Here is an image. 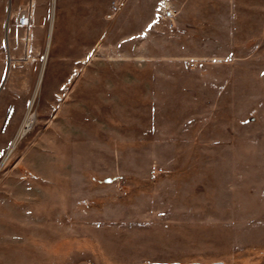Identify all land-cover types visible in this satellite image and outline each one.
Listing matches in <instances>:
<instances>
[{
  "label": "rangeland",
  "instance_id": "obj_1",
  "mask_svg": "<svg viewBox=\"0 0 264 264\" xmlns=\"http://www.w3.org/2000/svg\"><path fill=\"white\" fill-rule=\"evenodd\" d=\"M112 1L57 0L0 169V264H264V0L236 4L232 58L216 28L178 35L175 0ZM25 2L0 0V161L47 49L52 0L29 34Z\"/></svg>",
  "mask_w": 264,
  "mask_h": 264
},
{
  "label": "crops",
  "instance_id": "obj_2",
  "mask_svg": "<svg viewBox=\"0 0 264 264\" xmlns=\"http://www.w3.org/2000/svg\"><path fill=\"white\" fill-rule=\"evenodd\" d=\"M175 8H176V25H177V33L178 35L188 33L185 29L189 28V25L200 28H216V34H223L224 38L220 42L225 44V47H230L231 44L236 43L235 39V31L238 27H251L252 23H250L249 19L245 18V23L238 24L237 21L239 19V13L237 11V5L242 3V0H175ZM164 5H169V0H163ZM261 16V15H260ZM34 18V16H33ZM260 22L261 27L264 26V17L257 19ZM33 22V21H32ZM190 23V24H188ZM198 23V24H197ZM32 26V25H31ZM31 28V27H30ZM264 32V31H263ZM262 32V33H263ZM30 33V29H29ZM180 37V36H179ZM264 37V36H263ZM241 48L244 51H250L252 48V44L254 43L252 40H242ZM231 49L227 51L224 55V58H232L234 57V52ZM220 49H216L218 52ZM219 54H205L202 56L191 55V58H219ZM259 59V55L255 57ZM229 75L232 74L231 70L228 71ZM261 74H264L262 72Z\"/></svg>",
  "mask_w": 264,
  "mask_h": 264
},
{
  "label": "bare ground",
  "instance_id": "obj_3",
  "mask_svg": "<svg viewBox=\"0 0 264 264\" xmlns=\"http://www.w3.org/2000/svg\"><path fill=\"white\" fill-rule=\"evenodd\" d=\"M56 3H57V0H52V12H51V20H50V27H49V33H48L47 49H46L45 59H44L43 64H42L41 73L39 75L36 90L34 91V94L30 100L29 108H28V111L26 113V116L24 117L23 121L21 122L20 126L18 127L17 131L15 132L14 137H13L6 153L4 154L3 158L0 161V169L2 168V166L4 165V163L8 159V157L13 153V151L17 147L19 141L34 127V125L36 123V115H35V113L32 112V108H33L35 100L38 96L39 86H40V83H41L42 78H43V70H44L45 63H46L48 49L50 47V41H51V38L53 35V29H54V24H55Z\"/></svg>",
  "mask_w": 264,
  "mask_h": 264
},
{
  "label": "built area",
  "instance_id": "obj_4",
  "mask_svg": "<svg viewBox=\"0 0 264 264\" xmlns=\"http://www.w3.org/2000/svg\"><path fill=\"white\" fill-rule=\"evenodd\" d=\"M122 1L123 0H113L111 2V12L108 13L107 17H112L119 10ZM34 7L35 0H26V2L16 10L15 22L19 27L23 28L27 34H29V29L32 25Z\"/></svg>",
  "mask_w": 264,
  "mask_h": 264
},
{
  "label": "snow or ice",
  "instance_id": "obj_5",
  "mask_svg": "<svg viewBox=\"0 0 264 264\" xmlns=\"http://www.w3.org/2000/svg\"><path fill=\"white\" fill-rule=\"evenodd\" d=\"M149 27H151V25H149Z\"/></svg>",
  "mask_w": 264,
  "mask_h": 264
}]
</instances>
